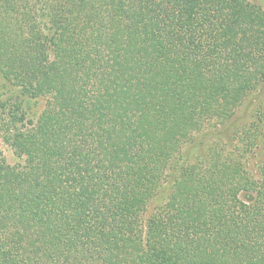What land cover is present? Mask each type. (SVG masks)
I'll return each instance as SVG.
<instances>
[{
  "label": "trees",
  "instance_id": "obj_1",
  "mask_svg": "<svg viewBox=\"0 0 264 264\" xmlns=\"http://www.w3.org/2000/svg\"><path fill=\"white\" fill-rule=\"evenodd\" d=\"M0 85V264H264L259 5L0 0Z\"/></svg>",
  "mask_w": 264,
  "mask_h": 264
},
{
  "label": "rangeland",
  "instance_id": "obj_2",
  "mask_svg": "<svg viewBox=\"0 0 264 264\" xmlns=\"http://www.w3.org/2000/svg\"><path fill=\"white\" fill-rule=\"evenodd\" d=\"M248 2H250V3H252V4H257V5H259L262 9H264V0H247ZM8 95V93H6V89L5 88H1V85H0V99L1 98H5V96H7ZM261 100H262V102H263V104H262V108H264V90L262 91V93H261ZM37 107H39V105H36ZM34 109H37V108H35L34 107ZM245 113H240V114H238L237 115V122H235L233 125H232V127H236V126H238L239 124H241V118H242V116L244 115ZM233 130H231L229 133L231 134V132H232ZM1 150H2V152H3V155H4V157H5V159H6V161H7V163H9V164H15V163H17L18 162V159H16L14 156H13V154H12V152L10 151V149L7 147V146H5V145H2L1 146Z\"/></svg>",
  "mask_w": 264,
  "mask_h": 264
}]
</instances>
